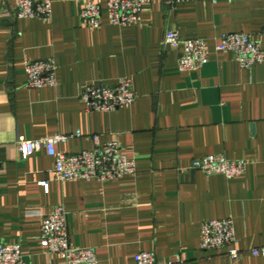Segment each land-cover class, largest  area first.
<instances>
[{
  "label": "crops",
  "instance_id": "obj_1",
  "mask_svg": "<svg viewBox=\"0 0 264 264\" xmlns=\"http://www.w3.org/2000/svg\"><path fill=\"white\" fill-rule=\"evenodd\" d=\"M37 2L43 0H35ZM47 21L19 19L0 0V243L19 244L25 264H64L41 246V215L63 207L70 246L92 248L98 264H135L153 253L184 264H264V63L241 68L218 52L224 34L243 33L264 51V0H189L169 8L150 0L140 20L98 29L80 18L82 0H50ZM103 1V0H102ZM167 31L205 42L207 61L179 72ZM52 60L55 87H26L25 64ZM128 79L134 103L110 113L86 111L82 89ZM65 154L116 142L136 173L101 183L54 179L40 150L23 160L26 140L72 135ZM246 161L233 179L192 171L204 156ZM47 183V190L40 185ZM230 219L239 257L201 250V224Z\"/></svg>",
  "mask_w": 264,
  "mask_h": 264
},
{
  "label": "built area",
  "instance_id": "obj_2",
  "mask_svg": "<svg viewBox=\"0 0 264 264\" xmlns=\"http://www.w3.org/2000/svg\"><path fill=\"white\" fill-rule=\"evenodd\" d=\"M150 0H82L80 18L86 25L98 29L101 24L103 8L110 24L127 26L140 20V14L145 4ZM166 6L173 8L179 3L189 0H162ZM197 1V0H194ZM16 16L19 19H40L47 21L52 15V2L43 0H15ZM164 44L179 50L180 58L177 64L179 72H196L207 61L204 40L182 39L177 32L167 31ZM218 52H229L241 68L249 69L264 63V51L260 45L243 33L224 34L218 39ZM26 87L29 89L52 88L57 84L56 67L52 60L33 61L25 64ZM80 99L84 102L86 111L94 113H110L131 106L135 97L131 82L120 79L116 84L107 86L94 83L85 86ZM77 132L72 135L56 134L50 138L26 140L18 136L16 147L23 160L34 153L44 150L53 158L54 168L51 175L54 179L67 181H98L101 183L130 176L136 173L135 162L127 158L118 143L98 144L93 137V148L75 154H65L56 149L60 144L72 138L80 137ZM246 161H231L224 156H204L191 163L192 171H200L206 175H222L226 179L241 176L246 169ZM40 185L47 190V183ZM41 246L50 255L61 258L64 264H98L95 250L92 248H73L70 246L67 230V213L63 207L54 208L48 214L41 215ZM233 225L230 219L204 222L200 227L201 250L216 251L227 248L228 256L236 260L239 250L235 248ZM253 255L264 257V247L252 251ZM135 264H184L180 257L170 262L159 260L153 253L142 252L134 256ZM0 264H25L22 259L19 244L0 243ZM54 264V263H50Z\"/></svg>",
  "mask_w": 264,
  "mask_h": 264
}]
</instances>
